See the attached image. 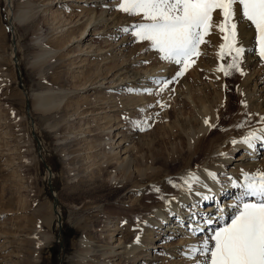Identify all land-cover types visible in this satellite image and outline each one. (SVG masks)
I'll list each match as a JSON object with an SVG mask.
<instances>
[{"label":"rangeland","instance_id":"obj_1","mask_svg":"<svg viewBox=\"0 0 264 264\" xmlns=\"http://www.w3.org/2000/svg\"><path fill=\"white\" fill-rule=\"evenodd\" d=\"M66 1L0 0V264H107L108 262L123 264L126 259H120V256L116 255L118 252L112 250L114 248L121 250L118 247V239L126 245L142 234L139 227L133 225L134 237L131 239L127 236L125 239L126 237L123 236L125 235L123 232L132 227L125 216L127 211L123 209L130 200L123 199L126 194H122L119 198L112 196L110 199L89 194L96 180L107 181L102 173L99 178H96L97 175L96 179H92L91 170L98 168L109 152L107 150L111 140L108 130L111 125L114 127L112 138L116 133L122 132L123 135H121L124 138L127 136L126 138L132 141L129 143L130 140H124L120 143L122 137L113 138L111 145L116 146V152H122V159L129 154L125 153L127 144L134 156L139 155V159L142 154L145 156V153L148 158L157 155L160 157L159 162H154L153 165L147 164L145 169L153 166L171 180L167 188L164 185L166 192L171 191L172 188L180 190L179 183L186 178L183 166L187 164L188 155L185 153L182 156L184 161L186 159L187 161L178 165L179 169H174L176 166L172 164L171 158L178 156L177 151L182 148L178 127L186 118L194 116L195 107L192 106L196 104L193 99L187 100L188 97L182 96L185 102L189 103V105L182 106L176 97L177 90H179L177 86L184 83L189 84L187 86L184 84V90L182 88L180 93L194 87L197 97L194 96V91H192V96L195 102H199L198 96L203 95L206 99L213 100L215 106L221 103L220 107L223 109L226 107L228 114L232 116L240 107L241 99L240 95H237L240 91L239 80L247 79L249 71L252 70L251 66L245 68L250 55L258 54L255 71L257 75L264 78V58H261L259 54V45L257 44L252 52L246 49V46L256 42L255 27L242 17H238L236 22L239 44L245 52L239 58V70L228 68L235 53H229L226 47L223 52L221 51L222 45L226 44L225 37L228 33L227 29L221 32L217 27L223 22L220 10L213 13L211 34L204 37L205 43L200 45L199 55L192 58L189 67L183 71L182 75H177L181 72V65L162 59L161 54L152 48L150 42L139 41L132 34L135 25L147 23V21L142 16L129 15L118 10L120 0L108 1V4L112 6L110 8L113 16L110 14L107 18L111 21L115 18L123 19L132 24L127 31L130 39L127 50H123L121 45L117 46L114 40H110L104 34L97 35L105 28L97 30L95 35L93 31L95 27L92 28L93 21L88 27L89 38L81 43V46L87 49L85 53L89 55L80 52L79 43L75 40L68 45L71 46L70 49L74 47L73 50L70 54H65L66 51L62 52L64 49H59L56 44L73 39L74 36L79 37L82 28H86L90 23L88 17L81 19L85 15V13L80 14L79 11L81 7H84L83 4L75 1L66 3ZM73 6H79V10ZM102 9L99 7L97 12L100 13ZM63 11L67 13V17L64 15L65 19H58L54 23L52 14L57 15ZM72 14L74 15L71 17L73 24H69L71 20L68 19V15ZM95 16L96 13L93 17ZM66 18L69 22L63 21ZM123 37L125 36L122 35ZM49 48L56 51L50 55L44 54V50ZM120 50L124 51L123 54ZM62 54L64 56L60 57ZM124 54L133 58L131 63L137 60L136 64L131 66L136 73L137 71H152L153 68H157L160 72L166 69L165 74L170 73L172 78L169 77L164 82L160 79L158 82L156 80L152 86L153 91L144 95L153 101L155 97H165L163 101L157 103L159 107L164 105L163 109H159L156 103L149 104V108L143 112L147 116L145 123L137 126L123 123L122 128L115 131V128L121 126L122 117L118 113L111 112L110 114L116 116L113 117V122L106 124L104 120L107 119L99 120L104 117V114L94 115L99 110L95 109V101H90L93 97L98 98V94L93 89L78 92L79 90L72 83L74 76H82L83 70L89 71L92 67L95 71L96 65L102 67L105 64L102 61L105 55L110 56L109 61L115 60L116 65H120V73L123 72L125 69L123 66L129 63L128 61L123 62L126 59ZM208 59L212 60L213 65H209L206 61ZM222 68L228 71V75L220 70ZM221 77L225 83L220 79ZM253 78L251 79L255 82ZM108 85L106 84L104 88ZM128 85L132 86V84ZM205 86L208 87L207 93L204 92ZM163 88L169 89V93H165ZM45 93L53 94L55 99L60 98L64 103L58 111L41 115L35 110L32 100L34 95ZM91 93L95 94L91 95ZM135 95L138 96V93ZM84 101L88 102L82 106L84 115L81 120L78 119L73 124L70 122L72 119L68 113L77 103ZM106 109L118 110V108L108 109V107ZM170 111L172 115L165 116ZM95 117H98L96 121H94ZM151 118H153L152 121ZM249 127L246 130L240 129L243 136L254 129V127ZM260 127L263 129L264 124L260 123ZM171 131L174 134L169 138L167 136L172 134ZM141 137L146 143L144 142V147L140 146V150H144L138 153L139 145L136 142ZM181 140H183L182 137ZM229 143L226 140L223 142V147L228 146ZM148 146L153 152L148 149ZM241 152V149L240 151L236 149L233 155L236 157ZM88 157L91 158L90 162ZM93 162L96 165L92 168ZM174 174L179 178H175ZM176 179L179 182L175 181ZM147 188L142 190L144 200L141 203L144 206H151L150 209L154 213L157 209L160 211L164 202L161 201L168 192L165 193L162 187L157 188L152 185ZM109 194L100 193L103 196ZM174 198L177 197L173 196L172 199ZM218 198H220L219 195ZM133 200H136L135 196ZM130 204L132 205V202ZM112 219L120 226L117 231L114 230L112 224V226L107 225ZM186 236L177 235L166 245L169 244V249H172L174 247L172 244H177L181 237L185 240ZM163 255L167 261H170L169 264H185L187 260L171 258L167 252ZM200 258L193 259L191 263L199 264ZM146 263L143 262V264Z\"/></svg>","mask_w":264,"mask_h":264},{"label":"bare ground","instance_id":"obj_2","mask_svg":"<svg viewBox=\"0 0 264 264\" xmlns=\"http://www.w3.org/2000/svg\"><path fill=\"white\" fill-rule=\"evenodd\" d=\"M72 1L84 5V7H81L80 10L78 8L79 6L73 7L78 9L80 14L85 13L81 19L88 17L87 19H89L90 23H88L86 28H82L81 32H79L80 38L78 36H74L73 39L58 42V44H56V46H59V49H64L62 52L66 51L65 54H70V51L73 50L74 47L70 49L71 46L69 47L68 45L72 43L73 40H75L77 43H79L78 48L80 52L87 54L85 53L87 49L85 50L84 46H81V43L82 41H86L89 38L90 32L88 33V27L93 23V21L94 26L92 28L95 27L93 30L95 35L97 34L95 32H98L97 30L105 28L102 33H98L97 35L100 36L99 34H104L110 40H114L117 46L121 45L123 50H127L129 48V35L127 32L123 31V29H129L132 24L127 23V20L123 21V19L118 20L115 18L111 21L107 18L110 14L113 16V13H111L112 9L110 8L112 6L108 4L109 0H67L66 3H72ZM90 5L92 6L89 7ZM99 7L103 8L100 13L97 12ZM94 13H96L95 17H93ZM73 14L68 15V19L71 20V17L74 16ZM80 14L79 16H81ZM64 15L67 17V13H65V11L60 12L57 15L52 14L54 19L53 22L56 23L58 19H65ZM63 21L69 22L67 18ZM69 24H73V21L71 20V23ZM90 31H92V29ZM86 33H88V35H86ZM122 35L125 37L122 38ZM256 45L257 43L253 42L249 44V46H246V49H248L249 52H252L254 49H256ZM82 48H84V50ZM54 51L56 50L49 48L44 50V54L50 55L51 53H54ZM98 51H100V49ZM121 52L123 54L124 51ZM63 56L64 54L60 55V57ZM124 56H126V59L123 62L128 61L129 63L123 66V68H125L123 69V72L120 73V65H116L114 62L115 60L111 59V61H109L110 56L108 57L105 55V58L102 59L105 64L102 67L100 66L101 68L97 67L99 65H96L94 67L96 72L92 70V67H90L89 71L83 70L81 72L82 76H74V81L72 83L74 87L79 90L78 92H84L85 90L90 91V89H93L95 90V93L98 94V98L93 97L91 100H89L95 101V109L99 110V112L94 115L104 114V117L100 118L99 120L107 119L104 120L106 124L113 122V117L116 116L110 114L111 112L116 114L118 113V115L122 117L120 123L121 126L115 128V131H119L122 128L123 123H125V125L131 123L132 126L145 123V120L147 121V116H145L143 112L149 108V104L156 103V105L159 107V104L157 103L163 101L165 97H155V100L153 101V99L146 98L144 95L153 91L152 86L156 83V80L158 82L160 79V81L164 82V80L169 79V77L172 78L170 73L165 74L166 69L165 71L160 72L157 71V68H153L152 71H137L136 73L133 71V69H131V66L136 64L137 60L131 63L133 58H130L131 56L128 57L126 54H124ZM248 58L249 59L247 60V65L245 68L251 66L252 70L249 71V75L247 74V79L244 81L239 80L240 86L238 85V88H240V91L237 93V95H240V107L232 116L228 114L229 111L227 112L228 109H226V107V111L220 107L221 103H218L215 106V102L213 100H208L206 97H203V95H201L202 97L198 96L199 102H195V98L192 96V91H194V94L196 93V90L193 89L194 87L189 89V91L187 90L188 92L181 91L180 93V90H182V88L184 90V87L189 84L182 82L185 84L184 87V84L177 86L179 90H177L176 97H178V102L181 103L182 106L189 105L187 101L185 102L184 97H188L187 100L193 99V102L196 104V106H192L193 108L195 107V113H193L194 116L190 117L189 119L186 118V120L182 121L178 127L180 130L179 141L181 144L180 146L182 147L181 149L185 150L187 147L188 149H186L183 153L179 148L177 151L179 154L178 156H173L175 154L173 151V158H171L172 164L176 166L174 169H179L178 165H182L188 159L187 164L183 166L184 171L186 172V178L179 183L181 186L180 190L170 188L172 192L167 191V193L165 190L167 186H169L167 184L171 183V180L165 177L162 172L157 171L153 166L145 169L147 164L153 165L154 162H159L160 157L157 155L153 156L151 154L153 158H148L146 157L145 153V156L142 154L139 159V155L134 156L132 149L127 144V151L125 153L129 154L122 159V152H116V146L114 147V144L111 145L114 141L113 138L122 137L120 143L124 140L131 141V139L126 138L127 136L124 138L122 136V132L116 133L112 138V128L114 129V127L112 125L111 127L109 126V139L111 140L107 150L109 152L104 157L103 163L99 165L98 168H93V166L96 165L94 162L91 166L93 168V170H91L92 179H94L97 175L98 176L96 178H99V176H102V173L103 176L107 178V181H100V179L96 180L95 185L93 189L89 191V194H96L100 197H109V199L110 197L112 198V196L119 198L122 194H126L123 199H128V201L130 200V203L132 202V205L128 202L126 208H123L124 211H127L125 216L127 217L128 223H130L132 226L131 228L126 229V232L122 231L123 234H125L123 236L126 237L125 239H127V236H129L131 239L134 237L135 229H133V225H137V228L139 227L138 229L141 230L142 234H140L139 237H136L135 240L133 239V242H128L126 245L122 244V240L118 239V247L121 250H117L116 248L112 250L113 252H118L116 255H119L120 259H126L124 260L123 264H143V262H147L146 264H169L170 261H167L163 255L165 252L170 254L171 258L177 257L179 259H187L185 260V264H190L193 259L189 258V249L210 236L214 230L222 228L226 224L230 223L232 216L235 214L234 205L240 196V190L234 185L242 182V173L264 172V146L257 144L255 150L253 151L240 143V141H242L250 133H259L262 129V127H260V123L264 124V78H261L260 75H257L255 71L258 64L256 60H258L259 57L257 54L250 55ZM206 61H208L209 65H213L211 59ZM81 68L82 67H80V69ZM86 75L89 76L87 77ZM253 75L256 76L253 78L251 77ZM200 76L202 77V75ZM251 78L256 81H252ZM220 79L223 80L222 77ZM223 83H225V80H223ZM106 84L109 85L107 88H104ZM128 84H132V86H129ZM91 86L92 88H90ZM166 89L163 88L164 92L169 93V89ZM204 92H208V87H204ZM95 93H91V95H94ZM137 93L138 96L135 95ZM194 96H196V94ZM32 102L35 110L41 115L58 111L61 105L64 103L62 99L59 98V100H57L53 94L47 93L42 95H34ZM87 103V101H84L83 103H77L75 105L74 109L68 113V116H70L72 119L70 122L73 123L78 119H82L84 115L82 106L86 105ZM66 107L69 106L66 105ZM107 107L108 109L118 108V110H107ZM164 107V105H160L159 109H163ZM170 114L172 115L171 111L167 112L165 116H171ZM97 119L98 117H95L94 121ZM152 119L153 118H151V121ZM249 126H251V128L254 127V129L249 131L246 136H243V132L240 129L246 130V128H250ZM174 127L176 128V126ZM169 129L171 130V128ZM173 134L174 133L172 132V134L167 137L170 138L173 136ZM181 137L183 140H181ZM226 140H228L230 143L228 146L223 147V142ZM233 141H236L237 143L234 144ZM144 142L142 137L136 142L139 145L138 153H141V151L144 150L142 148V150H140V146L144 147ZM129 143H132V141ZM151 147L148 146V149L151 150ZM93 148L94 147H92V149ZM236 149H239V151L241 149L242 152L235 157L233 154ZM151 152L153 151L151 150ZM215 152L216 154L214 155ZM185 153L188 155L186 161H184L182 158ZM197 158L199 160H197ZM90 159L91 158L88 157L89 162ZM194 162L195 164H193ZM162 165L164 164L162 163ZM169 171L167 172L168 176L170 175ZM209 173L215 175V180L209 176ZM191 174H196L199 176L200 184H194L192 189L189 191L187 190L185 180ZM174 177L179 178L175 176V174ZM175 181H178V179ZM151 185L157 186V188L162 187L165 193H167V198L165 197L164 200L161 201H164L162 203L163 208L160 211L157 209L158 212L155 211V213L150 209L151 206H144L141 203V201L144 200V196H142V190ZM164 185H166V188ZM147 189L149 190V188ZM102 192H107L110 194L108 196H103L100 195ZM218 195L220 198H218ZM134 196L136 197V200L132 201ZM173 196L177 198L172 199ZM156 201L157 200H155V202ZM190 204L191 206L189 207ZM208 218H211L212 221L210 225L205 223ZM111 224L113 225L115 231H117V228H120L118 222L113 219L107 223L108 226H112ZM196 228L200 229V231L193 232V229ZM177 235H187L188 237L186 236L185 240H183L184 238L181 237L178 243L174 245L172 244L174 247L169 249V244L166 245V243L171 242ZM198 235L202 236L199 237ZM110 263L111 262H108L107 264ZM181 263L183 262L181 261Z\"/></svg>","mask_w":264,"mask_h":264},{"label":"snow or ice","instance_id":"obj_3","mask_svg":"<svg viewBox=\"0 0 264 264\" xmlns=\"http://www.w3.org/2000/svg\"><path fill=\"white\" fill-rule=\"evenodd\" d=\"M118 10L147 21L135 25L132 34L139 41L150 42L162 59L181 65L177 75H182L192 58L199 55L204 37L211 34L216 10L223 17L217 27L228 33L221 51L226 47L235 53L228 68L239 70L238 61L245 52L238 40V17L255 27L259 54L264 58V0H120ZM220 70L228 75L227 70ZM240 143L253 151L257 144L264 146V129L250 133ZM209 176L215 180L214 174ZM185 184L190 191L194 184H200V178L191 174ZM234 186L240 196L230 223L189 249V258H202L199 264H264V172L242 173V182ZM205 223L210 225L211 218Z\"/></svg>","mask_w":264,"mask_h":264}]
</instances>
